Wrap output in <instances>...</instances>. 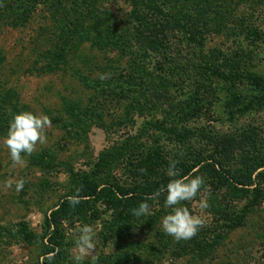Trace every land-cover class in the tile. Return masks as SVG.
<instances>
[{
    "label": "rangeland",
    "instance_id": "1",
    "mask_svg": "<svg viewBox=\"0 0 264 264\" xmlns=\"http://www.w3.org/2000/svg\"><path fill=\"white\" fill-rule=\"evenodd\" d=\"M215 69L264 79V0H0V264H44V216L100 153L151 145L196 158L245 130L264 142V94L239 74L218 79ZM248 99L255 109L236 114ZM20 111L47 115L51 126L46 143L14 166L2 139ZM107 174L131 175L116 158L97 180ZM194 175L205 179L209 207H198L203 189L180 206L206 217L207 256L172 257L182 240L162 231L169 209L158 198L124 240L104 223L108 212L93 211L99 202L79 210L48 264H75L71 233L81 224L95 230L96 264H129L123 256L134 264H264V199L249 205L242 189L222 201L203 172ZM15 179L25 180L19 193L5 187Z\"/></svg>",
    "mask_w": 264,
    "mask_h": 264
},
{
    "label": "trees",
    "instance_id": "2",
    "mask_svg": "<svg viewBox=\"0 0 264 264\" xmlns=\"http://www.w3.org/2000/svg\"><path fill=\"white\" fill-rule=\"evenodd\" d=\"M208 71H212V75L220 80L232 81L239 77L243 78L248 85L264 94V79L247 70L227 72L215 69ZM235 97L240 96L236 95ZM256 106L255 101L248 99L237 106L234 112L243 114L255 109ZM227 139L217 141L207 153L196 158H189L188 154H184L182 157H167L164 150L158 151L157 147L151 145L142 148V150L134 148V150L126 152L125 148L121 147L123 151L119 150L120 148H113L110 152L100 153L93 162L91 166L93 168L89 174L75 176L74 191L61 197L44 216V232L40 238L45 240L46 253L54 254L55 258L61 256L62 246L65 244L63 240L66 220L70 221L73 214L80 212L79 210L85 207L95 205L96 202L103 206L100 210L97 206L93 211L108 212L110 218L104 220V223L107 222V227L113 229L114 234L123 230L122 234H119V239L124 240L125 230L130 229L131 223L134 224L141 218L133 216L130 210L168 183L170 177L166 171L170 159L179 161L177 168L181 177L188 176L195 170L203 172L208 178L210 192L216 190L223 192L222 201L228 199L231 202L235 193L242 189H249V205L259 204L264 199V142L255 131L251 130L241 132L236 139L234 137L230 140ZM112 158L121 159L122 165L131 174L129 181H120L116 176L108 174L106 178L97 180L108 166V160ZM77 188L81 190V202L75 207H71L68 197L73 195ZM159 198L163 199L164 194H161ZM187 204L183 207L190 210V206ZM247 206L246 204L245 207ZM108 222H111V225H108ZM205 231V227H202L199 234L191 239L182 240V243L177 244V248L173 250L172 257L187 256L200 260L207 256L210 238L204 235ZM212 242H215V239ZM47 256L42 263L46 264L47 261V264L49 263V260L46 259ZM123 257L120 259L121 262L134 264V256H132V263L129 257L124 259Z\"/></svg>",
    "mask_w": 264,
    "mask_h": 264
},
{
    "label": "clouds",
    "instance_id": "3",
    "mask_svg": "<svg viewBox=\"0 0 264 264\" xmlns=\"http://www.w3.org/2000/svg\"><path fill=\"white\" fill-rule=\"evenodd\" d=\"M101 80L110 78V74H98ZM51 126V120L47 115L36 114L31 111H20L13 114L9 121L6 135L2 139L4 147L7 149L14 166H24L25 155L31 156L37 145H43L47 141L46 129ZM24 154V155H22ZM176 159H170L166 174L170 177L166 186H162L157 191L146 197L138 206L132 208L131 214L135 217L150 215L148 200H157L164 194V206L169 209L166 215L161 218L160 226L162 231L171 236L177 242L188 240L194 237L197 232L206 225V217L193 214L186 207H181L182 202L193 201L204 190V195L198 201V207L203 210L209 207L207 201L208 189L202 175L180 176ZM143 171V170H141ZM24 179H15L5 182V187L19 193L23 190ZM80 189L68 197V203L75 207L80 201ZM95 230L87 224L77 225L71 233V240L74 245L73 259L75 264H82L85 259H90L91 264H96L98 257L95 254ZM49 261L54 259V254L46 257Z\"/></svg>",
    "mask_w": 264,
    "mask_h": 264
}]
</instances>
